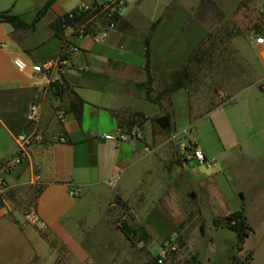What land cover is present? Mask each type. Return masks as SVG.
Masks as SVG:
<instances>
[{"label":"crops","instance_id":"obj_1","mask_svg":"<svg viewBox=\"0 0 264 264\" xmlns=\"http://www.w3.org/2000/svg\"><path fill=\"white\" fill-rule=\"evenodd\" d=\"M17 1L0 0V12L31 22L22 13H12ZM45 1L37 0L30 15ZM149 1L128 3L114 29L102 39H96L95 31L75 33L70 29L56 38L48 28L55 17L99 0H55L32 30H14L0 22V163L16 154L17 135L40 138L28 146L21 163L3 176L10 210L0 217V264H54L59 252L64 264L90 261L83 241L75 235L86 229L81 221L85 216L78 212L80 204L96 191H104L107 199L124 198L125 190L117 184L131 167L141 163L140 149L145 151L148 142L144 130L139 139L102 138L130 132L118 128L119 118L132 113L157 117L164 108L170 110L181 93L189 111L209 116L222 107H238L245 117L255 118L256 133L262 132L264 45L254 44L253 37L264 41V28L248 31V25L254 22L250 14L260 18L264 0ZM156 21L147 45L151 89L154 93L161 90L174 77L182 86L159 106L146 101L143 93L144 39ZM59 56L64 60L57 67L53 64L45 75L31 71L33 65L55 63ZM14 59L23 63V71L14 68ZM54 81L62 85L59 96L48 89ZM187 86L226 87L223 95L227 97L207 109L198 100L189 107ZM72 95L82 101L79 120L67 109ZM31 104L37 105L38 115L28 124ZM146 105L155 111L147 114ZM170 123L174 128L171 117ZM70 187L80 194L70 197ZM29 206L39 225L23 224L22 213ZM107 258L113 262L114 255Z\"/></svg>","mask_w":264,"mask_h":264},{"label":"rangeland","instance_id":"obj_2","mask_svg":"<svg viewBox=\"0 0 264 264\" xmlns=\"http://www.w3.org/2000/svg\"><path fill=\"white\" fill-rule=\"evenodd\" d=\"M36 1L18 0L12 13L33 20L35 15L29 12ZM260 13V18L249 15L254 22L248 25V31L264 28V9ZM185 88L189 107L198 100L207 109L227 97L222 86ZM177 95L170 110L164 108L157 117L144 118L143 128H134L140 138L144 130L148 142L145 151L140 149L139 154L144 156L141 163L131 167L117 184L126 196L107 199L104 191H96L83 198L78 212L85 216L81 221L86 229L75 235L83 241L90 261L74 264H151L167 240L176 244L167 257L168 264H229L230 254L241 260L246 253H250L248 264H264V124L262 132L256 133L255 118L245 117L232 106L201 116L196 110L189 111L183 94ZM144 111L150 114L155 107L146 105ZM164 114L171 117L175 128L169 117L167 134L154 124ZM183 128L186 130L177 133ZM187 141L196 144L216 165L207 168L183 158L178 146ZM240 204L250 233L236 253L234 235L222 224ZM213 220L217 221L216 228ZM121 222L133 232L131 243L117 228ZM199 225L203 227L202 236ZM53 244L61 251L56 241ZM59 253L54 264H64ZM109 255H114L113 262L107 261Z\"/></svg>","mask_w":264,"mask_h":264},{"label":"trees","instance_id":"obj_3","mask_svg":"<svg viewBox=\"0 0 264 264\" xmlns=\"http://www.w3.org/2000/svg\"><path fill=\"white\" fill-rule=\"evenodd\" d=\"M54 1L55 0H46L43 6L38 11H36L33 20L29 23H25L19 18L10 15L8 11L0 12V22L8 23L14 30H32L35 24L45 14V12L48 10L50 5ZM106 18L108 20H113L116 23L119 17L115 15H109L107 17L106 13L101 12L100 7L97 6V4L95 3L92 4L90 6V9L86 12H79L76 9H74L68 13H64L58 17H55L49 23L48 28L52 32L53 37L56 38H59L65 29H70L72 30V32L75 33L76 32L89 33L92 32L90 26L93 25L94 22H98L101 25H103L104 22H106L105 21ZM156 24L157 21L152 23L144 39L143 70L146 75V84L143 87V93L146 101H148L153 105L159 106L160 101L164 97L180 89L182 86L180 85V80L174 77L172 78L171 82L168 85L162 87L161 90L154 93L151 89L150 86L151 77L148 71L147 45ZM63 60H64L63 56L58 57V61L61 62ZM48 89H50L52 93L56 96H59L63 92L61 83L57 81L50 82L48 84ZM81 105H82V101L75 95H72L68 103L67 109L74 116L76 120H79ZM143 122H144V117L140 113H132L127 115L126 117H121L118 119V128L120 129L124 128L127 131H131L133 128L136 129L139 128ZM211 223L212 226H214L215 228L217 227L216 220H213ZM117 228L119 232L122 234V236L125 238V240L131 243L133 232L129 230V228L125 225V223L121 222ZM222 228H225L234 235L233 249L236 253L240 252L242 250V245L245 239L248 237L250 233V229L245 224L242 204H240L238 209L232 211L223 219ZM198 232L201 236L203 235L202 225H199ZM249 260H250V253H246L241 260L238 259L235 254H230L228 256L229 264H248ZM151 264H155L154 259ZM194 264H201V263L195 262Z\"/></svg>","mask_w":264,"mask_h":264},{"label":"built area","instance_id":"obj_4","mask_svg":"<svg viewBox=\"0 0 264 264\" xmlns=\"http://www.w3.org/2000/svg\"><path fill=\"white\" fill-rule=\"evenodd\" d=\"M133 0H99L97 2V6L100 7L101 12H105L107 17L109 15H115L120 16L123 9L128 3H131ZM90 9V6L87 5H79L76 10L79 12H86ZM106 22H104L103 25H101L98 22H94L93 25L90 26V29L92 31L96 32V39H102L106 36V33L110 30L114 29L115 22L113 20L105 19ZM253 43L257 45H264L263 38L260 36L254 35L253 37ZM60 61H57L53 63V61H46L42 65H33L31 67V71L34 73H41L46 74V72L53 66V64L57 67ZM12 65L14 68L18 71L24 70V65L22 62H20L17 59H14L12 61ZM38 115V107L35 104H31L28 107V111L26 114V121L27 123L31 124L34 123L37 119ZM135 138L139 139L140 134L137 131H130V132H118L116 137H111L109 135H103L102 138L108 139V140H124L127 138ZM40 140V138L33 134V135H27V134H21L17 135L14 138L17 152L14 156L8 157L5 160H3L0 163V217L7 213L10 210V204L6 198V184L4 181V174L9 172L13 167L19 165L21 161L26 157L28 146L35 142ZM178 150L181 152V154L184 156L183 158L190 159L194 162H196L199 165H205L207 168H210L212 163L205 158L202 151L191 141H187L186 143H180L178 146ZM35 180H37V177H35ZM68 195L72 198L77 197L80 194V191L75 187H70L68 189ZM22 222L24 225L27 226H36L40 224L39 218L33 209L32 206L27 207L24 212L22 213ZM176 247V244L171 241L167 240L164 241L158 255L154 257V263L155 264H168L167 257L169 253L174 251Z\"/></svg>","mask_w":264,"mask_h":264},{"label":"water","instance_id":"obj_5","mask_svg":"<svg viewBox=\"0 0 264 264\" xmlns=\"http://www.w3.org/2000/svg\"><path fill=\"white\" fill-rule=\"evenodd\" d=\"M154 124L160 129L164 134H167L169 131V117L167 115L158 117L154 120ZM189 197L191 198L192 195L190 194ZM241 200V198H240Z\"/></svg>","mask_w":264,"mask_h":264}]
</instances>
